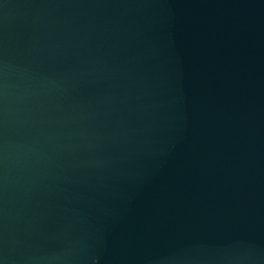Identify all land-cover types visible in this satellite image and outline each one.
Instances as JSON below:
<instances>
[{"label":"water","instance_id":"95a60500","mask_svg":"<svg viewBox=\"0 0 264 264\" xmlns=\"http://www.w3.org/2000/svg\"><path fill=\"white\" fill-rule=\"evenodd\" d=\"M0 264H264V0H0Z\"/></svg>","mask_w":264,"mask_h":264}]
</instances>
